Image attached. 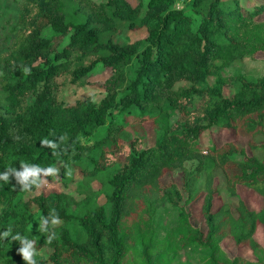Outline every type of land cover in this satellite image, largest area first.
I'll return each mask as SVG.
<instances>
[{"label": "trees", "instance_id": "trees-1", "mask_svg": "<svg viewBox=\"0 0 264 264\" xmlns=\"http://www.w3.org/2000/svg\"><path fill=\"white\" fill-rule=\"evenodd\" d=\"M41 1L29 21V6H23L12 49L2 59L0 174L29 164L59 165L63 175L83 165V172L102 181L95 193L104 204L88 199L76 207L67 194L39 193L25 200L10 173L9 182L0 179V264H25L17 251L20 241L12 239L17 234L36 241L37 264H172L181 251L191 254L180 264H264V246L254 240L264 225V202L256 211L240 198L233 212L224 204L212 208L217 170L228 196L241 185L264 200V72L256 78L222 75L234 59L264 54V0H181L182 7L174 6L175 0H136L133 7L127 0ZM121 16L129 30H143L145 40L113 44L96 25L113 26ZM64 35L69 40L56 52ZM73 51L81 60L92 56L70 71L74 84L96 68L112 72L104 82L106 96L98 102L57 100L60 60ZM182 81L188 86L175 87ZM197 99L201 106L187 112ZM176 113L182 116L174 122ZM147 121L154 139L143 148L135 134ZM212 129L248 139L250 156L234 140L203 153L197 139ZM44 139L58 147H42ZM186 162H195L191 171ZM176 169L183 172L180 186H162V176ZM204 174L200 215L205 232L189 223L180 206L196 201V183ZM31 206L46 218L55 210L61 226L30 230ZM162 207L175 210L176 220L158 237L155 215ZM226 239L248 249L255 260L229 258L219 246ZM40 245L51 248L48 258L38 254Z\"/></svg>", "mask_w": 264, "mask_h": 264}, {"label": "rangeland", "instance_id": "rangeland-1", "mask_svg": "<svg viewBox=\"0 0 264 264\" xmlns=\"http://www.w3.org/2000/svg\"><path fill=\"white\" fill-rule=\"evenodd\" d=\"M41 0H0V71L3 69V61L12 49V42L15 36V33L19 27L18 17L22 12L23 6H29L30 12L28 14L29 17H25L27 21H29L34 14L35 7L34 4L40 2ZM92 2L98 3H106L108 0H91ZM129 2L130 7L137 5L136 0H127ZM42 2V1H41ZM181 0H175L174 6L182 7ZM264 15H261L263 17ZM127 18L125 16H121L118 21L113 23V26H104L102 23H96V25L100 26L99 30L103 33L106 38L111 39L113 44H123V43H133L136 41H143L146 38V34L143 30H129L126 27ZM43 34L45 36H49L50 32L48 28L43 30ZM69 36L64 35L63 41H61L58 46H56V52H60L63 46L68 42ZM80 53L71 52L69 55L61 58L60 62L64 63V68L60 71V74L55 78L56 83L58 84V96L57 100L62 102L64 105H71L73 102L77 100L90 99L91 101L98 102L101 98L106 96V90L104 82L108 79V77L112 74L109 68H96L86 79L73 83L70 81V71L73 68H76L79 64L84 63L87 64V61L92 57L87 56L84 57L83 60L79 58ZM264 54L259 52L255 55L254 59L243 58V59H234L229 68L224 69L222 75L230 76L236 72H240L242 75L246 77L256 78L264 72ZM208 83L212 82V77L207 78ZM188 85L182 81L175 84V87ZM174 87V88H175ZM231 90H224V94L229 96ZM28 101H31L32 97L29 95L26 98ZM202 100H198L193 102L190 106L187 107V112H191L198 106L200 107ZM114 112V111H113ZM182 116L180 113H176L173 115L172 120L175 122L178 119V116ZM152 122L147 121L146 123L141 124L137 130L136 134L139 137V144L142 145L143 148H148L153 144V128ZM127 131H131L130 125L127 124ZM234 140V143L238 146L239 149L243 150L244 156H250V150L248 147V139L241 138L240 136H235L233 130L231 131H217V130H205L197 139L198 144H200L203 153L205 149L210 146H215L217 148L222 147L227 142H231ZM84 142V141H82ZM91 142V141H90ZM233 156L237 159L241 157L239 153L233 154ZM195 166V162H186L184 163V167L187 171H191ZM77 167V166H76ZM55 168L59 169V173L61 172L60 166H56ZM83 165L78 166L76 169L67 171L63 173V175L58 173V176L49 175L44 177L47 183L37 188L34 186L30 191H24L22 197L26 200L34 197L37 194H67L70 199L75 202V206L78 203L83 202L90 199L95 200L98 203L104 204V201L101 197V194L95 193L99 189L103 187L102 181L99 177L94 175H88L86 172H83ZM183 177V172L180 169H176L173 172L165 173L162 178L159 180L162 186L168 185L170 183L177 184L180 186L181 179ZM204 179L205 174L201 175L200 179L196 183V192L198 194L192 204L185 206L184 202L180 203V206H184L185 212L188 213L189 223L195 227L205 232L206 228L203 219L200 215V208L202 206V197L204 196ZM224 175L222 171L217 170L215 172L214 180L212 183L213 189L216 191V194L213 196V210L221 205H227L231 212L234 211V207H236L237 200L240 198L243 200L248 209L256 211L260 209L263 205V198L258 197L252 191L247 190L241 185H236L235 195L230 197L228 196L225 183H224ZM77 207V206H76ZM76 207L73 211H76ZM107 210V207H105ZM31 212L33 214L32 219L27 224V227L32 231H37L40 229L41 224V214L38 210L35 209L34 206H31ZM176 220V211L169 207H162L156 212L155 215V224L159 230L158 237L164 235V231L169 229V227L174 226ZM52 229L56 227H60L61 223L58 225L52 226L51 222L49 224ZM254 240L261 247L264 246V225H260L257 230L256 235L254 236ZM220 249L226 254L229 258H233L234 256H241V258L254 261L253 255L246 248H237L230 240H222L219 244ZM51 252V248L47 245H40L38 250V254L41 256L48 258V255ZM155 252L152 253V255ZM188 251H181L178 254L177 259L172 264H180V262H187L189 260ZM46 264H52L49 260L46 261ZM193 264V263H192Z\"/></svg>", "mask_w": 264, "mask_h": 264}, {"label": "clouds", "instance_id": "clouds-1", "mask_svg": "<svg viewBox=\"0 0 264 264\" xmlns=\"http://www.w3.org/2000/svg\"><path fill=\"white\" fill-rule=\"evenodd\" d=\"M24 72L26 74H30V69L25 68ZM64 139H65L64 137H61V140ZM40 143L42 147L46 146L53 149L58 147L57 144L47 139L42 140ZM20 168L21 171L19 172H17L15 168L6 169L5 172H3V174H0V179L4 180L5 182H9L8 175L10 173H14L17 178V183L21 185V190L30 191L33 186L39 188L42 185L46 184L47 181L46 179H44V177H47L49 175L58 176L59 173V169L51 166L48 168H41L39 165L22 164ZM49 221L51 222L52 226L58 225L60 223L59 215L58 213H55V210H53L50 217L46 218L41 216V224H40L41 230L45 232L48 231ZM45 224H47V227H45ZM9 234H10V229L5 231L2 235L4 238H7ZM54 238H55V233L49 235L48 236L49 243ZM12 239L20 241L21 246L17 251L20 254L22 260L25 262V264H37V260L35 259L37 255L36 241L29 240L26 237H21L19 236V234L13 236Z\"/></svg>", "mask_w": 264, "mask_h": 264}]
</instances>
